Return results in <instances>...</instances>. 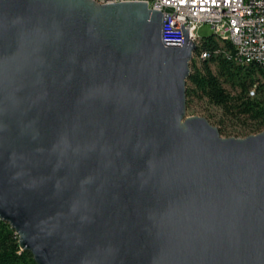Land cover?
<instances>
[{
    "label": "water",
    "instance_id": "water-1",
    "mask_svg": "<svg viewBox=\"0 0 264 264\" xmlns=\"http://www.w3.org/2000/svg\"><path fill=\"white\" fill-rule=\"evenodd\" d=\"M163 26L0 0V218L37 264H264V131L188 116L197 47Z\"/></svg>",
    "mask_w": 264,
    "mask_h": 264
},
{
    "label": "trees",
    "instance_id": "trees-1",
    "mask_svg": "<svg viewBox=\"0 0 264 264\" xmlns=\"http://www.w3.org/2000/svg\"><path fill=\"white\" fill-rule=\"evenodd\" d=\"M202 51L210 57L191 64L188 83V109L197 101H205L222 110L223 116L234 119L250 134L264 131V73L256 64L241 65L227 54L230 43H221L215 36L204 39ZM216 67V71L213 70ZM229 84L232 90L225 85ZM255 90V96L251 91ZM208 119V118H207ZM210 121V119H208ZM217 127L225 135L224 120ZM240 134V132H239ZM0 264H37L32 253L22 250L19 235L0 218Z\"/></svg>",
    "mask_w": 264,
    "mask_h": 264
},
{
    "label": "built area",
    "instance_id": "built-area-1",
    "mask_svg": "<svg viewBox=\"0 0 264 264\" xmlns=\"http://www.w3.org/2000/svg\"><path fill=\"white\" fill-rule=\"evenodd\" d=\"M101 5L145 2L163 13V40L166 46L197 47L194 62L210 57L202 51L204 39L199 30L208 24L215 38L232 45L227 54L235 63L256 64L264 73V0H93ZM255 96V90L251 91Z\"/></svg>",
    "mask_w": 264,
    "mask_h": 264
},
{
    "label": "rangeland",
    "instance_id": "rangeland-1",
    "mask_svg": "<svg viewBox=\"0 0 264 264\" xmlns=\"http://www.w3.org/2000/svg\"><path fill=\"white\" fill-rule=\"evenodd\" d=\"M213 34L210 26L208 24H205L202 26V28L199 30V36L203 39L211 36ZM213 70L216 71V67L213 66ZM264 82V79L261 80ZM229 90H232V87L229 84L225 85ZM188 116H199V117H205L210 119V122L215 127H219V120H224V128L226 129V134L223 135V138H239L244 139L251 135L256 134H247L248 131L244 130V128L235 121L234 119H230L228 117L223 116L222 110L218 107H215L213 105H209L205 101L197 100L192 104V107L188 109ZM240 132V134H239Z\"/></svg>",
    "mask_w": 264,
    "mask_h": 264
}]
</instances>
